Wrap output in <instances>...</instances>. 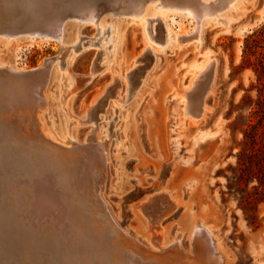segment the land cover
<instances>
[{
	"label": "rangeland",
	"instance_id": "1",
	"mask_svg": "<svg viewBox=\"0 0 264 264\" xmlns=\"http://www.w3.org/2000/svg\"><path fill=\"white\" fill-rule=\"evenodd\" d=\"M23 1L14 2L12 8L14 12L17 11L16 15L13 11L5 12L6 6H10L9 0H0L5 28L15 27L19 31L22 30L21 34L11 37L0 34V61L29 71L49 63L48 66L46 64L42 67L45 69L44 75H47L45 77L43 75L44 87L36 89L35 94H42L44 97L43 99L41 96L42 103L46 107L45 120L53 132L59 136L58 131L71 133L78 142L67 144V153L58 158L59 160L51 159L47 155L48 158L46 156L44 159L45 166L40 165L37 155L31 151L33 149L31 146L38 144L32 140L34 126L32 120L28 118L31 114V109L29 111L28 109L32 107L28 105L29 103L22 102V99L13 101L6 95L8 88L25 95L22 85L30 79H14L4 71L0 72V97L2 96L0 126L4 130L7 129L5 133L9 136H5L8 138L2 141L0 139V152H2L0 153V190L2 189L0 240H3L1 248L5 251H21V247L25 246L27 229H22L23 223L17 225V221L13 218L18 208H29L28 195L34 185L30 174L39 169L49 175L50 187L65 192L68 196V203L65 205L71 211L72 219L68 227H65V237L71 236L75 231L105 236L106 232H109V225L98 216V212L102 211L100 203L104 199L121 228L130 234L129 241H138L140 245L151 246L149 232L152 231L150 230H153L156 236H160L159 231L163 227L165 240L171 242L181 236V246L185 250L183 253L182 249L173 250L174 254L177 250L178 254L182 253L179 256L185 260V255L188 258V254L192 251L193 226L201 219L220 238L222 251L228 257L226 264H264V204L258 205L256 210H244L239 206V196L229 193L227 188V177L232 174L231 167L237 164V154L241 149L244 133L251 122L259 121L258 111L264 97V78H260L256 72L257 58L261 56L260 53H264V49H260L256 56L244 55L246 38L264 28V20H259L258 14L264 0H244L239 10L233 13L227 9L228 12L225 13L230 17L227 29L216 26L212 21L213 18L209 17L207 18L209 22L198 28L196 18L181 10L154 8L153 12L170 13L165 15V22L159 17L160 15L151 17L157 19L154 24L152 21L148 23L147 20H142L143 16L120 14L113 19L118 21L116 48L114 43L110 45L111 38L100 46L87 45L91 40H99L97 22L83 18L87 17L85 15L88 14V9L82 8V5L89 7L94 0H61L59 2L61 6L58 4L59 0H56L57 2L37 0L39 5L37 4L36 8L28 7ZM106 1H95L100 2L101 12H97L98 15L105 12L104 9L111 7ZM151 1H146L147 3L145 2L141 7H151ZM54 4L55 8L52 9ZM79 6L83 13H78ZM65 9H69L68 12L72 14L68 15ZM8 12L14 16L6 15ZM107 15L109 18L110 15ZM26 17L29 20H26ZM55 18L61 20L66 18L63 21L62 42L53 39L49 43H41L40 38H46L42 35H37L39 36L37 42L31 43L27 40L32 37L29 32H25L28 26L47 23ZM192 18L195 19V25L192 23ZM17 19L19 26L15 24ZM147 24L150 25L149 29L155 26V41L149 38L148 30H145ZM161 29L162 32H169L173 38H176V42L173 40L168 44L166 40L160 39ZM113 30L114 28L108 29L105 37H112L115 34ZM186 31H192L193 36L199 34L200 42L198 39L185 41L183 33ZM63 42L72 46L70 50L63 49ZM103 45L106 47L102 48ZM18 46L21 47L19 53L16 51ZM101 55L102 65L107 61L110 65L99 70L88 83V76L92 74L95 62ZM57 58H60L59 71H56V66L51 64ZM208 58L215 61V69L214 76L210 80V89L203 95L206 110L195 119L196 124L191 125L190 119L184 117L186 103L190 97L182 101L181 93L187 91L194 81L197 68L203 66ZM70 67L76 75L78 74V83L83 88L62 96L66 68ZM115 73L120 75L119 80L112 81ZM146 78L148 82L144 83ZM137 79H140V84L135 87L133 93H129L128 87ZM101 92L104 96L101 94L102 97H99ZM189 93L196 96V100H201L198 88ZM92 99H96L93 110H96L98 103L103 101L98 109L100 111H96L94 117L86 115V107L93 101ZM28 125H30L29 129ZM106 130L108 132H105ZM206 133L216 134L211 139L199 141V136ZM96 134L100 135L98 137L101 142L109 141V143L105 152L98 150L99 157L107 158L103 157V160L99 158L97 163H93L88 159V145L98 144H95L98 141ZM106 135L109 136L108 139ZM70 155L73 159H69ZM79 162L81 165L79 164L77 181L67 183L68 169L74 164L77 166ZM48 168L52 170L49 171ZM59 180L63 182L64 188L58 184ZM83 186L84 189L81 188ZM79 189H82V193ZM166 190L173 198L179 200V204L177 206L171 204L169 210H161V201L166 198L161 192ZM85 193L90 194V197ZM86 196L91 198L90 201ZM151 196L154 198L146 204V209L149 208L146 213L152 214L155 218L166 217L161 221L163 223L160 222L161 227L156 223L155 227L151 228L145 214L143 215L138 209L139 205ZM185 199L187 201H184ZM208 204L216 207L217 212L209 215L200 211ZM6 217L9 219V226ZM101 224L103 227H100ZM38 239L41 241L39 245L44 248L42 253H46L49 257L59 247V245L51 247V244L45 243L41 237ZM5 255L4 262L0 260V264H10V262L16 264L18 259L16 256L9 253Z\"/></svg>",
	"mask_w": 264,
	"mask_h": 264
},
{
	"label": "bare ground",
	"instance_id": "2",
	"mask_svg": "<svg viewBox=\"0 0 264 264\" xmlns=\"http://www.w3.org/2000/svg\"><path fill=\"white\" fill-rule=\"evenodd\" d=\"M15 1L16 0H9L8 4H10L11 7L6 6V3H5V6L7 7V8H5L6 9L5 12H7V10L10 12L14 10L12 8V6L14 7ZM24 1L27 4V6L30 8L35 7L38 4L37 0H24ZM60 1L61 0L58 1L59 5H60V3H59ZM63 1H68V0H63ZM87 1H89V0H87ZM90 1H92V0H90ZM95 1H97V0L92 1L91 4L89 5V7L82 5V8L88 9V14L85 15L87 17H83V18H86L90 21L97 22L98 30H99V33L97 35L99 37V40H91V42H89L87 45L88 46H91V45H99L100 46V45L104 44L105 42H108V40L111 38L109 43H110V45L112 43H114V47L116 48L117 42H118V34H117V27H118L117 23H118V21L113 20V19L117 15L120 16V14L121 15L133 14V15L139 16V17L143 16L142 20H144V21L147 20L148 23L150 21H152L154 24V22H156L157 19H151V17H154L155 15H160L159 17L165 22V15H170V13H168V12H165V13H157L158 11L153 12L154 8L155 9L166 8V9H171V10H181V12H185V14L194 16V18H196V20H197L196 23H197L198 28H199V26L203 27L204 26L203 24H205L206 22L208 23L209 21H207V18L209 17V18H213L212 21L216 26H223L225 29H227L228 25L230 23V17H228V15H226V13L228 11L231 13H233L234 11H238L240 6H241V3L244 0H182V1L152 0L151 1L152 4L150 5L151 7H148V8L146 6H145L146 8H142L141 5H143L146 1H149V0H107L106 2H108V4L111 7L110 8L107 7L108 9H104V10L102 9L105 12H103L104 14L101 13L100 15H98L97 12H99V13L101 12L100 7H99V3L103 2V0H100V2H98V3ZM65 3H67V2H65ZM40 6H41V4H40ZM45 6H43V7H45ZM45 8H47V7H45ZM48 8H49V5H48ZM53 8H55V4H54V7H52V9ZM77 8H78V6H77ZM79 8H80V6H79ZM82 8L79 9L80 11L77 10L78 13H83V11L81 12ZM101 8H103V7H101ZM33 9L34 8H32V10ZM227 9H229V10L227 11ZM1 10H2V8L0 7V34H2L4 36H8V37L19 35V33L21 34L22 30L19 31L18 28H15V27L12 28L11 27L12 28V29L10 28L11 30L9 28L8 29L5 28L6 26L3 24L4 21L2 20V19H4L2 17L4 14H2ZM42 10H43V8H42ZM49 11H51V10H49ZM65 11L68 12L69 9L68 10L65 9ZM15 12H17V11H15ZM20 12L22 13V11H20ZM40 12H41V10H40ZM55 12H56V10H55ZM37 13L39 14V12H37ZM41 13L45 14L44 12H41ZM41 13H40V15H41ZM68 13H69L68 15L72 14L71 12H68ZM50 14H52V13H50ZM57 14H59V12ZM76 14H77V12H76ZM107 14L110 15L109 18H108ZM258 14H259V20H264V4L261 7V9L259 10ZM6 15H11V13L9 14V12H8V14H6ZM175 15H177V14H175ZM11 16H14V14ZM182 16H184V15H182ZM103 17H105L106 19L102 20ZM184 17H187V16H184ZM35 18H36V16H35ZM58 18H61V17H58ZM58 18L52 19V20L48 21L47 23L41 22L40 25L34 24V25L28 26L27 30L25 32H29V34L32 35V37L27 38V40H30L29 42H31V43L37 42L38 41L37 38L39 37L37 35H42L43 37H46V38H40L39 42H41V43H49L53 39H56L57 41L62 42V40H63L62 32L64 30L63 21L66 18L63 20H61L62 18L61 19H58ZM18 19L15 21V24L17 23V25H18ZM39 19H41V18H39ZM77 19H78V17H77ZM26 20H29V19H27V17H26ZM36 20H38V18ZM194 20L195 19L192 18V21H193L192 23H194V25H195L196 23ZM10 22H11V20H10ZM7 23H9V22L7 21ZM23 23H25V22H23ZM222 23H226V24L223 25ZM9 24H11V23H9ZM149 26L150 25H148V24L145 25V30H148L147 33L149 34V38L152 41H155V35H154L155 26L153 25L150 29H149ZM113 28H114L113 32H115V34L112 35V37L111 36L108 38L105 37L107 30L113 29ZM191 33H192V31L191 32H188V31L184 32L183 33V35L185 36L184 40L189 41L192 39H198V42H200L199 34L195 35L196 36L195 37V36H193V34L191 35ZM14 38H18V37H14ZM159 38L166 40V42L168 44H170L173 40L176 42V38H173L169 32L168 33L162 32V29H161V32L159 33ZM20 40H23V39H20ZM17 42H19V40H17ZM62 47L66 51L67 49L70 50V48L72 46H69L68 43L63 42ZM105 47L106 46H104V45L102 46V48H105ZM149 48L152 49L153 47H149ZM16 51L18 53L21 52V47L18 46L16 48ZM102 52L104 53V51H102ZM59 60H60V58H57L53 61V63H51V64H54L56 66V71H59V68H60V66H59L60 61ZM101 60H102V55H101V57L97 58V61L95 62V69L92 71V74H90L88 76V80H87L88 83L92 80L93 76L99 70H102V69H104L110 65L109 61H107L106 64L102 65ZM46 64L48 66L49 63H45V65ZM44 66H42V67H44ZM42 67H40V68L38 67V69H34L33 71H31V70L29 71V70H23L21 68H18L17 66H13L8 62L0 61V72L4 71L7 75H9L10 77H12L14 79H16V78H18V79H24V78L30 79V81H27V82H25L24 85H22L23 89L25 91L24 92L25 95L22 94L21 92L16 93V91H14V90L12 91L9 88L7 91L8 93L6 95H7V97H9L13 101H16V99H22V102H27V103H29L28 104L29 106L31 105L32 108L28 109V111L31 109L30 110L31 114L28 118H30V120H32V123H33L32 125L34 126V136H33L32 140L33 141L35 140V142L38 143L36 146H34V145L31 146V149L33 147V149L31 151L37 155L40 165L42 164L45 166L44 159L46 158L47 155L51 159L61 158L68 149V148L66 149V145L67 144L71 145L74 141L77 144L78 141H76V138L73 137L71 135V133H68V132L63 131V133H62L61 131H58L60 136L55 134L53 132L52 128H50L48 126V123L45 120L46 107L44 106V103H42L43 100L41 99L43 96H42V94L41 95L35 94L36 89H39V87H41L45 84V80H44L45 78L43 79L45 69ZM214 69H215V61L211 60L209 58L206 59L203 66H201L200 68H197V72H195V76H194V81H192V83L188 87L187 91L181 93V100L182 101H185V99L187 97L188 98L190 97V100L187 101V103H186L184 117H188L190 119L191 125H195L196 124L195 119L199 115H201V113H203L204 110H206V105H205V101L203 99V95L210 89L209 85H210L211 78L214 76ZM45 76H47V75H44V77ZM119 76H120L119 74L115 73L112 81L115 79L117 80ZM135 78L136 77H134V79ZM148 78H146V81H144V83L148 82ZM7 79H8V77H7ZM5 81H6V79H5ZM12 83H14V82H12ZM86 83H85V85H86ZM139 84H140V79H137L132 84V86L128 87V92L133 93V91L135 90V87ZM14 85H13V87H15ZM63 85H64V88L62 90V96H66L67 94L70 95L72 93L77 92L79 89L83 88V87H80V85L78 83V74L76 75L74 73V71L71 70V67L69 69L66 68V73L64 76ZM16 88H17V86H16ZM16 88H15V90H17ZM195 88H198V95H201L200 101L196 100V96L191 95V93H189V92L193 91ZM2 89H4V87ZM112 90H113V88H112ZM112 90H110L109 93H111ZM102 93L103 92H101L99 94V97H102V96H100ZM23 95H24V97H22ZM43 99H44V97H43ZM95 100L91 101V103L89 105H87L86 115L89 114L90 116L94 117V116H96V111L97 112L100 111L98 109H99V107L103 101L98 103L96 110H93L94 105H96V103L94 104ZM4 104H5V102H4ZM4 108H6V107H4ZM8 108H9V105H8ZM19 109H21V108H19ZM6 113H7V111H6ZM20 114H22V113H20ZM25 115L27 116V114H25ZM2 120H3V118H2ZM9 120H10V118H9ZM25 122H27V121H25ZM30 125H28V129H29ZM24 128H26V127H24ZM18 129H19V127H18ZM5 130L7 131V129H5ZM5 130H4V128H2L0 126V132H2L0 134L1 141H2V139L9 137L8 134L5 133L6 132ZM10 132L11 131H9V133ZM105 132H108V130H106ZM99 134H101V133L99 132ZM215 134L216 133H206V134L200 135L198 140L202 141V140H206V139H211L215 136ZM5 136H8V137H5ZM98 136L100 137V135H97L98 141L96 140L97 142L95 143V144L98 143L97 145H93V143H92L91 144L92 146H90L89 143H88L89 145L87 144L89 147L88 148V152H89L88 159L90 162L92 161L93 163H97L99 161V158H101V157H99L100 155H98V154H100V153H98V152L101 150H103L105 152L107 150V146L109 143V141L108 142H101V140ZM108 137L109 136L106 135V139H108ZM24 140H26V139H24ZM94 140H92V141H94ZM26 141H29V140H26ZM8 142H10V141H8ZM75 146H77V145H75ZM78 146H80V145H78ZM82 146H84V145H82ZM82 146H81V148H83ZM67 147H69V146H67ZM15 149H16V147H15ZM0 153H2V152H0ZM22 153H23V151H22ZM33 153H32V155H33ZM70 153H72V152H70ZM25 154H27V153H25ZM71 155H70L69 159H73V158H71L72 157ZM48 156H47V158H48ZM66 156H69V155H66ZM66 156H65V158H66ZM105 158H107V157H104V159ZM32 159H33V157H32ZM70 162H72V164L74 163L73 161H70ZM79 164H80V162L78 163L77 166H76V164H74L73 167H71V168L69 167L70 169H68V177L66 178L67 183H71V182L75 183V181H77L76 177H77V172L79 170ZM102 164H104V163H102ZM70 165H71V163H70ZM70 165H68V166H70ZM96 166H94V167H96ZM96 168H98V167H96ZM48 169H49V171L52 170V168H48ZM89 169H90V164H89ZM103 169L106 170L104 168V166H103ZM36 171H38V172H36ZM44 171H45V169H44ZM84 171H85V169H84ZM94 172H95V170H94ZM86 173H88V172H86ZM54 174L56 175V173H54ZM30 176L32 178L31 179L33 182L32 184H34V185H33V189H31V191L29 192V195H28L30 198V201H28L29 208H27V209L26 208L25 209L18 208L19 210L14 214V218H13L14 220L17 221V225H20L23 223L22 229H27L26 230L27 233H25V234H27V236L25 238L27 241L25 242V246L21 247V251H18V250H16V251L15 250L14 251H5L4 249L1 248V243L3 242V240L1 239L0 240V260H3V262H4V259L6 258L5 254L9 253L11 255L13 254L14 256H16L18 258L16 260V264H36V263L37 264H226L228 257L222 251L223 249H222V244H221L220 238L218 236H216L214 234L212 228L208 224H206L204 221H202L201 219L197 220L193 226V231L191 233V235H192L191 237L193 240V241L191 240L193 243L192 244V251L189 254L187 252L188 258L186 257L187 255H185L186 259L184 260L182 257L179 256L185 250L181 246V239H180L181 236L180 235H179L180 237L177 236L178 238H176V240L174 239V241H171V242H170V240L166 239L167 240V242H166L165 235L163 233L164 232L163 227H162V230L160 228V230H161V231H159L161 233L160 236H156V234L153 233V230H150V231H152L151 233L149 232V234H151V236L149 238V243L151 244V246L140 245V242H138V241H135V242L129 241L128 237H130V234L126 230L121 228V226L119 225V223L117 222L115 217L110 212V208H109L108 204L104 201V199H102V201L100 203L102 206L101 207L102 211L98 212L99 213L98 216L99 217L101 216L102 219H104V221L109 225V227H108L109 232H106L105 236L104 235H95L93 233H85V232L83 233L82 231L78 233L75 231L76 233L74 232L71 234L72 237L70 235H66L67 237H65V235H64L65 227H68V225L70 224L71 219H72L71 218V211L69 210L68 206L65 205V203H68L67 202L68 201L67 200V197H68L67 194L65 192H60L56 189H53L54 187L53 188L50 187L49 186V181H50L49 175L45 172H42V170H39V169L35 170L32 174H30ZM65 177H66V175H65ZM94 178H96V177H94ZM7 179H9V178H7ZM63 179H62V181H65ZM62 181L59 180L57 182L59 185H61L64 188ZM26 182H27V180H26ZM94 187H95V183H94ZM81 188L84 189V186ZM81 193H82V191H81ZM161 194H164L166 197L163 201H161V204H160L161 210H169L168 209L169 205L174 204L175 206H177L179 204V200L176 198H173L167 190L161 192ZM4 195L6 196V194H4ZM98 195H96V196H98ZM87 196L90 197V194ZM91 196H93V195H91ZM99 197L101 198V196H99ZM93 198H95V197H93ZM93 198H92V200H94ZM153 198H154V196L149 197L144 203L140 204L138 207L140 212L143 213V215L145 214L144 216L147 218V220H148L147 222L149 223L151 228H152V226L155 227L154 224H156V223L157 224L159 223L158 225L160 226V222L163 221L164 218L166 219V217H164L163 219H161L160 217L155 218L152 216V214L149 215V213H146L147 210L149 209V208L146 209V204H148L150 201H152ZM90 199L88 198V201H90ZM0 200H1V198H0ZM98 204H99V202H98ZM88 212H89V210H88ZM95 212L97 214V211H95ZM172 213H173V211H172ZM67 218H68V220H67ZM5 219L7 220L6 223L9 226L10 225L8 223L9 219L7 217ZM97 219H99V218H97ZM148 223H147V225H148ZM161 223H163V222H161ZM100 227H103V225L101 224ZM155 229H157V228H155ZM158 230H156V231H158ZM39 232H40L41 239L44 240L45 243L47 242V243L51 244L50 245L51 247H53L54 245H56V246L59 245V247L57 246L58 249H55V251L50 255V257L47 256L46 253L45 254L42 253L44 248H43V246L39 245L41 243V241H39V239H38V238H40ZM132 238H134V237H132ZM37 242H38V245H37ZM60 246H61V248H60ZM35 248H36V251H35ZM173 249L174 250L179 249V251L182 249V253L178 254L177 253L178 250H177V251H175L177 254L176 253L174 254ZM34 257H36L35 258L36 260H34ZM10 264H12V263L10 262Z\"/></svg>",
	"mask_w": 264,
	"mask_h": 264
},
{
	"label": "trees",
	"instance_id": "3",
	"mask_svg": "<svg viewBox=\"0 0 264 264\" xmlns=\"http://www.w3.org/2000/svg\"><path fill=\"white\" fill-rule=\"evenodd\" d=\"M260 49H264V28L246 38L244 55L256 56ZM260 54L256 72L264 78V53ZM258 116L259 121L251 122L245 131L237 164L231 167L232 174L227 177L229 193L239 196V206L244 210H256L258 205L264 204V97Z\"/></svg>",
	"mask_w": 264,
	"mask_h": 264
},
{
	"label": "crops",
	"instance_id": "4",
	"mask_svg": "<svg viewBox=\"0 0 264 264\" xmlns=\"http://www.w3.org/2000/svg\"><path fill=\"white\" fill-rule=\"evenodd\" d=\"M184 201L187 200L185 199ZM200 211L204 212L205 214L208 213L209 215L217 212L216 207H214L212 204L204 205Z\"/></svg>",
	"mask_w": 264,
	"mask_h": 264
}]
</instances>
